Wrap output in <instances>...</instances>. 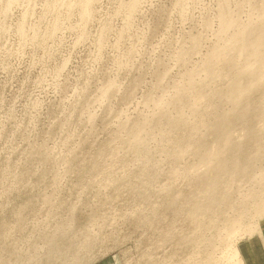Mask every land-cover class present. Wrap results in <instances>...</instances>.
I'll list each match as a JSON object with an SVG mask.
<instances>
[{"label":"rangeland","instance_id":"1","mask_svg":"<svg viewBox=\"0 0 264 264\" xmlns=\"http://www.w3.org/2000/svg\"><path fill=\"white\" fill-rule=\"evenodd\" d=\"M85 2L0 0V264H228L264 217V86L209 154L219 175L203 158L232 76L202 68L240 30L257 40L264 0ZM192 71L204 91L174 122Z\"/></svg>","mask_w":264,"mask_h":264},{"label":"bare ground","instance_id":"2","mask_svg":"<svg viewBox=\"0 0 264 264\" xmlns=\"http://www.w3.org/2000/svg\"><path fill=\"white\" fill-rule=\"evenodd\" d=\"M92 0H86L85 2V15H88L89 13V8H90V3ZM140 0H132L133 2V6L135 7L137 5V3ZM259 34H258V38L255 42L251 43L248 41V39H246V36H242L241 34V30L238 32L240 34L235 33L234 37L232 38V40L229 41V43L227 45H225V48L222 47H215V49L213 50V52L206 58L204 66H203V70L206 74V79L207 81H209L210 79H217V77L220 79L222 77H226V76H232L231 77V82L230 85L228 86V90L230 91L229 93L232 95V98L234 99L235 104L233 105V109L226 113L220 114L219 113V118L216 120V122L213 123V125H209V129H211V131L216 132V138L218 139V147H216V151H214L215 149L212 150V152H207L205 154H207L204 158L203 161L207 164H211L212 166L210 167V169H212V171L216 172L217 174L220 175V173L222 172L223 174L225 173V165L224 163H221V160H218L215 158L213 159L212 157H209V154H212L214 156H220L223 155L224 153H226V151L231 149V147L233 145V136L231 133V127L229 128V124L232 123V119L234 121L236 120H240V121H246L243 119V117L245 118L247 116V114L253 113V112H248V109L244 108L243 110H239V106L241 105L239 100L243 99V98H248L249 93L254 92V90L259 91V88L262 86H264V76H263V72H264V32L260 30H258ZM232 48H234V50L239 52V56L235 59V60H229L227 57V52L231 51ZM229 67L230 71L227 72L225 68ZM201 70V69H200ZM192 73H194V79L191 80L192 76L190 74H188L187 76V80L188 82L184 85H182L181 88H184L183 91H181L180 89L178 90L176 97L172 103V105L176 108V110L179 112L178 117L174 120V122H182L184 121L185 117L183 114V108L184 106L181 105L183 100H188L187 102L189 103L188 106H191V108L193 110H196L195 107V103L192 102L193 100V95L198 92V90H203L202 87L205 85L204 82H200L198 81V79L196 78L197 76V72L196 71H192ZM223 73H229V74H223ZM201 76V75H200ZM203 78V77H202ZM204 80V79H203ZM202 81V80H201ZM206 81V80H204ZM204 83V85H203ZM209 84V83H208ZM211 84V83H210ZM260 88V90H262ZM264 88V87H263ZM223 89V88H222ZM221 89V90H222ZM227 89V88H226ZM204 91V90H203ZM264 91V90H263ZM201 92V91H200ZM224 92V91H223ZM227 92V91H225ZM198 94V93H196ZM209 94V93H208ZM218 95H220L219 93H217ZM224 94V93H223ZM204 95V94H203ZM212 95V94H211ZM222 95V94H221ZM220 95V96H221ZM217 96V95H216ZM197 96L194 98L196 99ZM210 98V97H209ZM220 98V97H219ZM203 99V98H202ZM211 99V98H210ZM222 99V98H221ZM220 99V100H221ZM252 98L250 97V100ZM166 100V99H165ZM215 102V101H214ZM199 103V102H198ZM205 103V102H204ZM203 103V104H204ZM219 103V102H218ZM161 105V104H160ZM208 106V105H207ZM161 107V106H160ZM214 107V106H213ZM211 107V108H213ZM216 107V106H215ZM264 107V106H263ZM183 109V110H182ZM188 109V108H187ZM201 109V108H200ZM216 109V108H215ZM264 109V108H263ZM251 110V109H250ZM258 112V108L256 109ZM254 110V111H256ZM190 111V110H189ZM225 111V110H224ZM206 112V111H205ZM204 112V113H205ZM219 112V111H218ZM261 113H264V110L262 112V108L259 111ZM213 113V112H212ZM203 114V112H202ZM215 114V113H214ZM255 112L251 115H254ZM259 115V113H257ZM218 116V114H217ZM257 116V115H255ZM262 116V115H261ZM184 117V118H182ZM216 117V116H215ZM235 117V118H233ZM253 117V116H251ZM250 117V118H251ZM258 117V116H257ZM256 117V119H257ZM264 117V115H263ZM188 117H186L187 119ZM250 121L251 119L249 117H247ZM194 119V118H193ZM196 119V118H195ZM209 120V119H208ZM231 121V122H230ZM248 121V120H247ZM204 122H205V118H204ZM208 123V122H207ZM211 123V122H210ZM234 124V123H233ZM242 124V123H241ZM248 124V123H247ZM230 126H232L230 124ZM233 128V127H232ZM252 130V129H251ZM262 130V129H261ZM249 131V130H248ZM213 133V135L215 136V134ZM251 132V131H250ZM133 134V138L135 139L136 142L139 143H143V137L141 136L140 132L137 130L135 132L132 133ZM170 134V133H169ZM208 134V133H207ZM211 134V133H210ZM251 134V133H250ZM252 134H253V130H252ZM192 135V134H191ZM167 136V135H166ZM197 136V135H196ZM194 134V137H196ZM211 136V135H210ZM169 137V136H168ZM193 137V136H192ZM255 137V136H254ZM189 138V137H188ZM199 138V137H198ZM245 138V137H244ZM189 140V139H188ZM203 140V139H202ZM234 142H237L234 140ZM238 143L241 144V142L238 141ZM237 143V145H238ZM191 146V145H190ZM234 147V146H233ZM232 147V148H233ZM238 147V146H237ZM236 147V148H237ZM241 147V146H239ZM214 148V147H213ZM235 149V148H234ZM186 150V149H185ZM228 150V151H229ZM238 150V148L236 149ZM242 150V149H241ZM210 151V150H209ZM240 151V150H239ZM249 151V150H248ZM253 151V150H252ZM238 152V151H237ZM188 154V153H187ZM196 154V153H195ZM227 154V153H226ZM257 154V153H256ZM260 154V153H259ZM186 155V154H184ZM238 155V154H237ZM261 155V154H260ZM196 156V155H195ZM202 156V155H201ZM208 156V157H207ZM229 156V155H228ZM235 157V156H234ZM251 157V156H250ZM219 158V157H218ZM224 158V156H223ZM226 158V157H225ZM201 159V158H200ZM255 159V158H254ZM223 160V159H222ZM250 160V159H249ZM224 162V160H223ZM227 162V161H226ZM225 162V163H226ZM229 162V161H228ZM227 162V163H228ZM201 163V162H199ZM234 165V164H233ZM232 165V166H233ZM235 165H239V163H236ZM242 165V164H241ZM202 166V165H201ZM239 167V166H238ZM244 167V166H243ZM242 167V168H243ZM200 168V167H199ZM191 169V168H190ZM225 170V171H224ZM238 170V169H237ZM242 170V169H241ZM211 171V170H210ZM212 173V172H211ZM245 173V172H244ZM200 174V173H199ZM198 174V175H199ZM209 174V173H208ZM222 174V175H223ZM263 174V172H262ZM211 175V174H210ZM209 175V178H211V176ZM216 175V174H215ZM193 176V175H192ZM201 175H199L200 177ZM205 176V175H204ZM203 176V177H204ZM214 176V175H212ZM206 177V176H205ZM216 179V178H215ZM214 179V180H215ZM221 179V178H220ZM220 179H217V181H219ZM209 180V179H208ZM213 180V181H214ZM222 180V179H221ZM217 181H214L213 183H217ZM254 182V181H253ZM198 183V182H197ZM211 183V182H210ZM220 183V181H219ZM219 185V184H218ZM222 185V183H221ZM216 192H218L216 190ZM264 193V192H263ZM206 194V193H205ZM211 194V193H210ZM219 195V194H218ZM260 195V194H259ZM209 196V195H208ZM223 196V195H222ZM251 196V195H250ZM253 196V195H252ZM264 197V196H263ZM250 198V197H249ZM262 198V197H261ZM211 199V198H210ZM225 200V199H224ZM263 200V199H262ZM205 201V200H204ZM218 201V200H217ZM214 202V201H213ZM262 202V201H261ZM260 202V203H261ZM223 203V202H222ZM253 203V202H252ZM207 204V203H206ZM242 204V203H241ZM196 205V204H195ZM198 207V206H197ZM262 207V205H261ZM259 209V206L257 207ZM206 210V209H204ZM212 210V209H211ZM201 211V210H200ZM256 211V210H255ZM198 212V211H197ZM210 212V211H209ZM256 216V215H255ZM254 216V217H255ZM194 217V216H193ZM243 217V216H242ZM254 219V218H253ZM257 219V218H256ZM254 219V220H256ZM241 221V220H240ZM254 222V221H253ZM243 224V223H240ZM254 224V223H253ZM249 225V224H248ZM247 226V225H246ZM251 226V225H250ZM241 227V226H240ZM239 227V228H240ZM253 227V226H252ZM235 227H233L234 229ZM245 228V227H244ZM255 228V226H254ZM241 229V228H240ZM243 230V228H242ZM250 230V229H249ZM255 230V229H254ZM253 230V231H254ZM260 230V229H259ZM251 231V230H250ZM249 231V233H250ZM236 233L238 232L237 230L235 231ZM234 232V233H235ZM226 234V233H225ZM238 234V233H237ZM248 234V233H247ZM251 234V233H250ZM260 234V233H259ZM239 235V234H238ZM241 235V233H240ZM235 236V235H234ZM232 237V236H231ZM261 237V236H260ZM230 238V236H229ZM230 240V239H229ZM233 241V239H232ZM232 241L230 246L232 245ZM235 242V241H234ZM230 243V242H229ZM236 245V244H235ZM229 245H227L228 247ZM234 246V245H233ZM226 247V248H227ZM229 248V247H228ZM232 248V247H231ZM227 250V249H226ZM229 251V250H228ZM230 254V258L227 261L228 264H245L242 256H241V252L239 250L238 247L234 246L233 250L231 251ZM226 254V252H225ZM227 256V255H226ZM229 256V254H228ZM227 256V259H228ZM225 257V255H224ZM192 258V257H191ZM185 259V258H184ZM210 258H208L209 260ZM214 260V259H213ZM213 260L211 262H213ZM219 260V259H218ZM217 260V261H218ZM215 261V260H214ZM220 261V260H219ZM223 262V261H222ZM172 263V262H171ZM209 263V262H208ZM219 263V262H218ZM217 263V264H218ZM227 264V263H226Z\"/></svg>","mask_w":264,"mask_h":264},{"label":"crops","instance_id":"3","mask_svg":"<svg viewBox=\"0 0 264 264\" xmlns=\"http://www.w3.org/2000/svg\"><path fill=\"white\" fill-rule=\"evenodd\" d=\"M259 229L256 235L239 246L245 264H264V217L260 220Z\"/></svg>","mask_w":264,"mask_h":264}]
</instances>
